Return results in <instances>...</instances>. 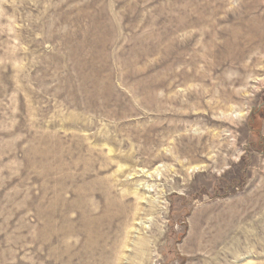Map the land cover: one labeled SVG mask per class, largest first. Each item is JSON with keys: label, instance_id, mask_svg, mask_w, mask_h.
Returning a JSON list of instances; mask_svg holds the SVG:
<instances>
[{"label": "rangeland", "instance_id": "1", "mask_svg": "<svg viewBox=\"0 0 264 264\" xmlns=\"http://www.w3.org/2000/svg\"><path fill=\"white\" fill-rule=\"evenodd\" d=\"M0 264H264V0H0Z\"/></svg>", "mask_w": 264, "mask_h": 264}, {"label": "bare ground", "instance_id": "2", "mask_svg": "<svg viewBox=\"0 0 264 264\" xmlns=\"http://www.w3.org/2000/svg\"><path fill=\"white\" fill-rule=\"evenodd\" d=\"M219 230V229H218ZM142 246L145 248L146 247V244L144 243V244H142Z\"/></svg>", "mask_w": 264, "mask_h": 264}]
</instances>
